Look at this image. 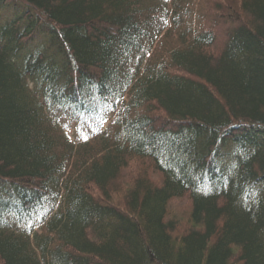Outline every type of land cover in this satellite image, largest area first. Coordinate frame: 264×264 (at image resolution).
<instances>
[{
  "label": "trees",
  "instance_id": "trees-1",
  "mask_svg": "<svg viewBox=\"0 0 264 264\" xmlns=\"http://www.w3.org/2000/svg\"><path fill=\"white\" fill-rule=\"evenodd\" d=\"M0 264H264V0H0Z\"/></svg>",
  "mask_w": 264,
  "mask_h": 264
},
{
  "label": "rangeland",
  "instance_id": "rangeland-1",
  "mask_svg": "<svg viewBox=\"0 0 264 264\" xmlns=\"http://www.w3.org/2000/svg\"><path fill=\"white\" fill-rule=\"evenodd\" d=\"M218 40L220 43L219 44L220 47L224 42L222 35H220ZM144 175L147 176L148 178H151V180H153V183H157L158 185H160V183L158 182L161 176L155 173L151 169L150 165L146 164L143 166L140 162H133L122 171V178L120 179V181H122L123 184H121L119 193H117L118 195L116 197V201H119L118 199L121 198V196H123V193H126L127 187L132 186V181ZM190 210H191V204H189V201L188 203L186 201L185 202L175 201L169 209L170 220L175 224L176 228L178 229V235H182V233L188 227V216Z\"/></svg>",
  "mask_w": 264,
  "mask_h": 264
}]
</instances>
